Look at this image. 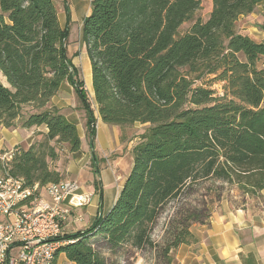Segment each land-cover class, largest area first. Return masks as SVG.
<instances>
[{"label":"trees","instance_id":"obj_1","mask_svg":"<svg viewBox=\"0 0 264 264\" xmlns=\"http://www.w3.org/2000/svg\"><path fill=\"white\" fill-rule=\"evenodd\" d=\"M263 1L212 0L207 21L195 20L180 33L201 0H91L81 37L98 114L121 132L136 124L144 130L113 207L86 230L64 234L67 244L57 256L72 264H109L105 252L155 248L152 232L167 205L205 181L248 197L264 192V40L236 30L238 19ZM65 14L61 27L54 0H0V73L6 82L0 83V126L47 129L27 149L15 147L11 158L0 161V172L23 179L26 187L62 180L50 168L57 146L71 154L81 146L76 126L51 104L67 83L87 113L93 185L101 197L95 118L68 57L66 8ZM259 27L264 31V23ZM205 76L223 84L221 96L196 85ZM181 205L157 248L161 264H172L173 251L196 242L192 225L208 223L209 205L203 211Z\"/></svg>","mask_w":264,"mask_h":264},{"label":"crops","instance_id":"obj_2","mask_svg":"<svg viewBox=\"0 0 264 264\" xmlns=\"http://www.w3.org/2000/svg\"><path fill=\"white\" fill-rule=\"evenodd\" d=\"M54 2L58 18L59 13L61 11L64 12V21L61 22L59 18L61 27L66 26V8L70 14V24L68 25L69 35L73 24L80 28V33L82 34L83 20L91 13V0H54ZM260 34L263 41L264 32ZM80 38L83 46L80 56L72 58V56L69 55V58L79 72L81 80L84 83L86 94L88 92L87 97L91 103L93 117L95 118V137L93 140L95 151L97 134L102 128L106 140H104L105 150L100 151L103 156L106 157L119 147L118 143L121 130L118 127L104 124L98 114V107L94 101L92 89L91 64L87 55L86 45L82 41L81 36ZM69 50L70 46H67V51L69 52ZM0 83L3 84L1 81ZM75 96L76 94L73 87L65 83L61 85L58 94L51 99V104L59 109L69 122L76 126L80 143L82 144L84 141L89 147V136L86 127L87 113L82 105L81 107L83 110H79V107H70V99ZM77 100L79 101L78 98ZM79 103L81 104L80 101ZM78 111L85 114V119H83V121L80 119L82 116L78 114ZM38 132L46 133L47 129L45 126H41L28 130L20 128L12 130L0 126V151L5 155L7 154L6 151L10 152L17 146L27 149L35 141ZM77 153L73 155L75 156ZM117 163L118 161L116 164ZM74 166L75 165L72 167ZM72 167L69 172H73ZM99 175L101 182V197H104L106 191L112 193L111 205L113 206L122 189L124 181L121 184H117L115 173L112 169L103 170ZM94 179L95 177L93 174V176L89 178L88 185L80 186L81 192L91 195L89 204L85 207H81L86 208L85 215L88 216L87 221L85 223L82 221L80 223L69 224L64 228V234L69 235L86 230L100 214V195H98L99 192L93 185ZM42 195L45 196L44 193ZM237 195L239 196V200L236 201L237 203L230 201L227 197L217 202L210 209V217L206 225L194 224L191 226L190 232L196 238V242L191 245H181L173 251L171 253L173 264H264V192L254 197H248L243 196L237 191ZM110 206L107 209L108 211L112 207ZM81 208L74 210L73 213L75 215H80L83 219L84 214L82 212L76 214V211ZM108 211H106V213ZM58 259H60V261H58ZM55 264L72 263L68 262L63 254H59Z\"/></svg>","mask_w":264,"mask_h":264},{"label":"rangeland","instance_id":"obj_3","mask_svg":"<svg viewBox=\"0 0 264 264\" xmlns=\"http://www.w3.org/2000/svg\"><path fill=\"white\" fill-rule=\"evenodd\" d=\"M211 10L212 0H201L200 8L195 13L194 19L191 22L183 24L180 28V33L187 32V30L191 27L195 20H200L202 22L207 21ZM59 18L61 22L64 21L63 11L59 13ZM263 23L264 1L257 6L252 14L241 16L238 19L236 23V30L242 35H247L255 42H261L262 37L260 36V33L264 31L261 30L259 26H261ZM80 36V28L76 27V25L73 24L67 42V45L70 46L69 52L67 51L68 57L69 55H71L72 58L75 56H80L81 48L83 47ZM0 81L5 85L6 82L1 73ZM196 85L214 91L216 93V96L222 95L223 84L216 81L214 76H205L199 82H197ZM70 103V107H79V110L82 109L81 104L77 100L76 96L71 97ZM78 114L82 116L80 119L83 121V119H85V114L81 111H78ZM143 127L144 126L140 124H136L131 128L124 129L119 136V147H117L115 151H113L106 157H104L100 151L105 150L104 140L106 139L103 135L104 131L102 130V128L98 131L95 143L96 151L98 152L95 151V153L100 161L98 167L99 171L101 172L106 169H112V171L115 173L117 184H121L123 181H125L126 176L130 172V169L132 167V158L130 152L133 146L138 141L137 137H139L140 133L142 134V130H144ZM81 145L82 146H80L79 152L75 156L73 155L74 153L71 154L68 152V149L65 145L57 146L58 159L50 163V168L59 171L60 175L62 176L61 181L70 180L77 182L79 186H86L89 183V178L93 176V169L91 166L92 161L90 159L89 147L84 141ZM13 151L14 149L10 152L6 151L7 154L5 155L2 151H0V157L9 159ZM117 161L118 163L116 164ZM73 165L75 166L72 167ZM71 167L73 168V172H69ZM225 197L235 203H237L236 201L239 200L237 191L232 187L229 188L224 184L214 183L212 181H205L201 183L198 187L195 188V191L192 194L183 193L181 196L167 205L164 213L162 214L160 220L156 223V226L154 227V230L152 232L151 239L154 243L155 248L150 249L149 247H147V249L145 248L143 250H137L131 249L127 245L121 251H119L118 254L115 255L105 252L107 262L109 264H161L160 260L156 256V251L158 247L160 249L162 243L164 242V239H166V237L169 235V230L171 229V218L177 207L182 204L189 209H199L200 211H203L206 205H209V208L211 209L217 202L221 201V199ZM111 202L112 193H108L106 191L104 197H100V213L106 214V211H108L107 209L112 204ZM182 205L181 207H183ZM85 211L86 208H81L76 211V214H79V212H82L84 214L83 223L87 221L88 217L87 215H85ZM58 261H60V259H58Z\"/></svg>","mask_w":264,"mask_h":264},{"label":"built area","instance_id":"obj_4","mask_svg":"<svg viewBox=\"0 0 264 264\" xmlns=\"http://www.w3.org/2000/svg\"><path fill=\"white\" fill-rule=\"evenodd\" d=\"M90 199L75 181L26 187L0 172V264H55L64 228L83 221L73 211Z\"/></svg>","mask_w":264,"mask_h":264},{"label":"water","instance_id":"obj_5","mask_svg":"<svg viewBox=\"0 0 264 264\" xmlns=\"http://www.w3.org/2000/svg\"><path fill=\"white\" fill-rule=\"evenodd\" d=\"M90 117L92 118V117H93V115H92V114H90Z\"/></svg>","mask_w":264,"mask_h":264}]
</instances>
